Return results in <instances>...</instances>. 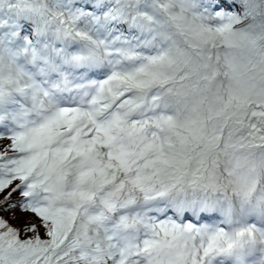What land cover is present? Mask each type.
<instances>
[{
	"label": "snow or ice",
	"instance_id": "snow-or-ice-1",
	"mask_svg": "<svg viewBox=\"0 0 264 264\" xmlns=\"http://www.w3.org/2000/svg\"><path fill=\"white\" fill-rule=\"evenodd\" d=\"M0 264H264V0H0Z\"/></svg>",
	"mask_w": 264,
	"mask_h": 264
}]
</instances>
